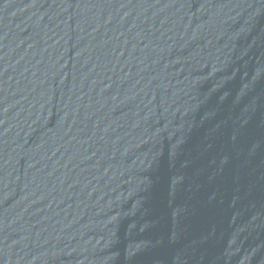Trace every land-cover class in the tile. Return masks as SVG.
<instances>
[{"label": "water", "instance_id": "1", "mask_svg": "<svg viewBox=\"0 0 264 264\" xmlns=\"http://www.w3.org/2000/svg\"><path fill=\"white\" fill-rule=\"evenodd\" d=\"M0 264H264V0H0Z\"/></svg>", "mask_w": 264, "mask_h": 264}]
</instances>
